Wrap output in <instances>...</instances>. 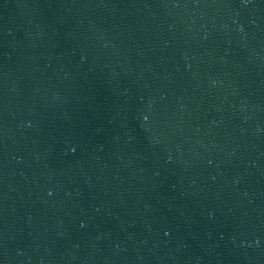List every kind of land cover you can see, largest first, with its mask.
Wrapping results in <instances>:
<instances>
[{"label": "water", "instance_id": "obj_1", "mask_svg": "<svg viewBox=\"0 0 264 264\" xmlns=\"http://www.w3.org/2000/svg\"><path fill=\"white\" fill-rule=\"evenodd\" d=\"M0 264H264V0H0Z\"/></svg>", "mask_w": 264, "mask_h": 264}]
</instances>
